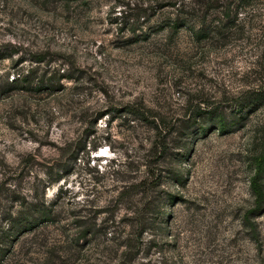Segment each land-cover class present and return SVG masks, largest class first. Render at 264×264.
<instances>
[{
    "label": "rangeland",
    "instance_id": "obj_1",
    "mask_svg": "<svg viewBox=\"0 0 264 264\" xmlns=\"http://www.w3.org/2000/svg\"><path fill=\"white\" fill-rule=\"evenodd\" d=\"M263 151L264 0H0V264H264Z\"/></svg>",
    "mask_w": 264,
    "mask_h": 264
},
{
    "label": "trees",
    "instance_id": "obj_2",
    "mask_svg": "<svg viewBox=\"0 0 264 264\" xmlns=\"http://www.w3.org/2000/svg\"><path fill=\"white\" fill-rule=\"evenodd\" d=\"M202 4L204 6L203 7L204 10L212 6L207 1H203ZM178 22L179 21H172L171 25L173 27H177L178 25L180 26L185 23L183 21L182 23L178 24ZM190 28L195 38L199 39L201 37H204L207 34L202 27L192 28V26H190ZM37 60H41V58H38ZM30 71L31 69L29 70L26 69V71L22 74V77H25ZM17 79L18 78L11 76L9 81L11 84H15L17 83ZM216 122H219L217 128L219 129L224 128L223 122L225 121H223L222 116H218L216 118ZM263 171H264V151L259 152L258 154L253 156V172L251 176L249 177L248 184H249L250 191L253 195L254 204H253V208L249 209L248 212H251L254 209L255 210L259 209L264 201V189L260 181ZM28 204H29L28 207H26L24 210L21 208H17L14 212L9 213L8 216L5 218L6 223H5L4 230H2V238L0 240V244H1L0 245V255L6 248L4 247V244H9L10 240L12 239L14 235L30 229L34 225V223L38 221V218L47 214L48 210H46L43 207L38 206L34 202H29Z\"/></svg>",
    "mask_w": 264,
    "mask_h": 264
}]
</instances>
